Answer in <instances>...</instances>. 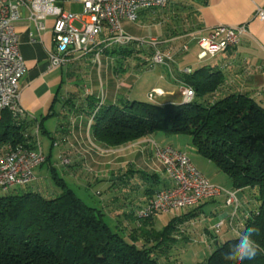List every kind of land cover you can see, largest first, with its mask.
<instances>
[{"label": "trees", "instance_id": "obj_1", "mask_svg": "<svg viewBox=\"0 0 264 264\" xmlns=\"http://www.w3.org/2000/svg\"><path fill=\"white\" fill-rule=\"evenodd\" d=\"M122 53L132 54V49L110 45L101 55L118 57ZM182 78L195 91L189 103L159 105L127 99L104 104L103 98L79 90L65 97L56 95L53 101L62 102L74 113H86L91 136L106 146H119L157 131L189 135L197 153L229 177L238 200V191H253L246 196L250 200L241 203L245 214L236 235L213 242L215 247L191 264H233L225 261L222 253L239 232L252 225L259 228L254 239L262 251L243 264H264V106L246 92L216 94L224 79L210 66L195 67ZM41 125L36 119L2 111L0 149L18 143L32 147L34 128L40 131ZM52 169L61 187L59 194L49 197L27 190L30 183L0 195V264L173 263L172 248L178 242L175 234L182 218L174 217L157 230L153 217L140 219L132 212L124 213L134 226L128 231L114 230L105 221L103 209L85 203ZM142 178L150 181L145 194L152 197L160 189L153 186L159 183L157 175L143 173ZM251 200L253 207L248 204ZM197 208L183 216H194Z\"/></svg>", "mask_w": 264, "mask_h": 264}, {"label": "crops", "instance_id": "obj_2", "mask_svg": "<svg viewBox=\"0 0 264 264\" xmlns=\"http://www.w3.org/2000/svg\"><path fill=\"white\" fill-rule=\"evenodd\" d=\"M138 19L153 30V34L149 38L158 39V47L174 55V63L154 68V66L144 64L149 58L143 57L142 59L145 61H141L140 64L144 65L139 64L132 74L122 76L114 67L111 68V65L112 71L105 69L103 72H99L96 70V62L92 55L75 53L67 65L59 68L60 71L66 69V80L63 78L62 72L57 74V71L48 69L47 53L53 49L51 19L45 21L46 28L39 32L36 30L35 24L27 18V12H24L22 18L16 22L20 53L25 65V72L20 79L19 104L31 113L26 117L36 120L38 117L40 118L42 129L38 136L46 134L48 137H52L51 133L54 134L49 150L44 152L47 163L50 162L52 146L55 141L60 142L61 138L69 139L66 144H61L63 147L60 149L64 154L68 152L71 160L69 166H64V173L76 176L79 173L83 174L84 170H92L96 174V180L99 178L106 180L109 193H107V199L99 203L98 207L110 206L113 211L116 210V213L111 214L123 215L130 212L134 214L136 208L144 205L154 196L155 192L152 197L145 194V189L150 186V181L143 180V173L157 175L159 183L158 185L154 183V187L161 188L169 185L168 179L163 174L162 164L154 154V143L175 146L170 143L173 138L171 135L157 134V131L116 147H108L96 142L91 136L89 116L86 113H74L62 102L53 101L54 96L65 97L77 90L81 93H85L87 90L89 94L102 97L104 104H119L123 92H127V95L133 94V83L137 79L135 73L142 72L143 74L156 70L155 76H151V80L146 82L147 86L144 92L146 99L140 101L152 102L148 99L147 94L151 89L159 88L164 93L152 103L179 104L182 96L178 80H183L180 70L185 66L192 67L193 62H196L198 66H210L223 75V84L216 94L246 92L264 106V0H169L162 8L141 11ZM242 23H246L247 33L241 37L236 47L208 58V60H206L207 58L198 59L200 52L196 43L198 36L209 33L213 27L219 24L233 26ZM134 47L137 52H143L142 48L144 47H150L152 50V47L147 44L141 46L136 43ZM100 58L106 64L110 60H115V57L110 55H101ZM137 63H139L138 59ZM82 64L90 68L85 70L84 77L77 72L78 70L74 72L69 70L71 67L80 68ZM192 68L194 69V67ZM58 106L61 113L64 114L62 122L55 125L52 131L48 130L44 126L43 120L47 116L55 114L54 110ZM68 134L70 135L68 136ZM180 134L183 133L176 135ZM186 142H188L187 146L191 145L194 148L190 136ZM189 158L191 159L190 156ZM50 168L56 169L55 164H51ZM115 179L119 180L118 188L115 186ZM34 181H36V176ZM241 193L243 192L238 191L239 202L244 204L246 197ZM224 201V197L206 200L196 207L169 213V219L180 217L184 220L182 223L192 222L200 214L206 215L201 207L209 203V214L217 216V220L214 223L209 220V225L202 226L203 236L199 239L196 238V243L191 244L198 252L203 253L205 250L211 249L213 242H221L241 228L245 205L241 204L239 213L237 212L231 220L232 208L225 205ZM248 204L253 205L254 203L249 201ZM194 208H197L194 216H183ZM165 214H160L157 221L165 219ZM220 220H224V224L219 229H214L213 226Z\"/></svg>", "mask_w": 264, "mask_h": 264}, {"label": "built area", "instance_id": "obj_3", "mask_svg": "<svg viewBox=\"0 0 264 264\" xmlns=\"http://www.w3.org/2000/svg\"><path fill=\"white\" fill-rule=\"evenodd\" d=\"M79 2L82 13L67 11L60 2ZM169 0H0V116L4 110L17 118L28 116L19 104L20 79L25 65L20 53L19 34L16 22L27 12L39 32L46 28V20L51 19L53 49L47 53L48 69L65 66L73 54L92 55L98 61L102 50L110 45H128L136 42L153 48L151 65L169 66L174 63V55L158 47V39L136 40L124 32L122 20L135 22L144 10L164 7ZM80 26H75L74 22ZM247 33L246 23L226 26L219 24L200 35L196 43L200 49L198 59L212 58L219 53L236 47L241 37ZM193 68L185 66L182 75L191 74ZM182 103H189L195 97L194 89L183 80H178ZM159 88L151 89L147 97L150 101L163 95ZM102 98V97H101ZM32 147L18 143L5 144L0 149V190L25 186L35 180L34 170L45 163L38 138L37 126L33 133ZM56 143H54L55 145ZM154 154L161 162L169 185L161 187L144 205L136 208L134 214L140 219L174 213L184 208L196 207L206 200L225 198V205L232 208L235 216L239 208L236 190L212 183L180 148L154 143ZM60 164H70L69 158L60 156ZM177 210V211H174ZM224 224L220 220L213 228Z\"/></svg>", "mask_w": 264, "mask_h": 264}, {"label": "rangeland", "instance_id": "obj_4", "mask_svg": "<svg viewBox=\"0 0 264 264\" xmlns=\"http://www.w3.org/2000/svg\"><path fill=\"white\" fill-rule=\"evenodd\" d=\"M60 5H62L63 8L67 11H72L78 14L82 13V4L79 2L63 3L61 1ZM74 25L80 26V24L76 21L74 22ZM122 26H123L124 32L136 40L144 39L146 41L148 40L150 35L153 34V30L139 19L135 22H131L128 20L123 21ZM134 44H136V42H132L128 44V48L132 49V54H126L125 56H124V53L119 54L118 57H115V60H112V61L110 60L108 61L109 63L107 62V64L106 62L102 60V58L99 57L100 60L95 61L96 70H98L99 72L101 71L103 72L105 69H107V71L109 70L112 71L113 69H110V65H111V68L114 67L115 70H117L122 76H124L125 74H132L134 69H137L136 66H138L141 61H145L142 59L143 57L149 58L148 61H145L144 64L151 65V56L153 53V48L151 50L150 47H144L142 48L143 52H137V50L134 47ZM137 59L139 60V63H137ZM206 60H208V58ZM105 64L107 65V68H105L106 66ZM144 64L141 63L140 65H144ZM155 66H162V65H155ZM155 66L154 68H158ZM192 67L194 68L198 67L197 63L193 62ZM71 68L69 69L71 72L78 70L77 72L82 74L83 77H84V74L86 73L85 70L90 69L89 66L86 67L84 64L80 65V68H77V67H71ZM51 71H57V74H60V72H62L63 78L66 80V69H63V71H60V69L58 68V69L51 70ZM155 72L156 70L148 71L143 74L142 72L135 73V75L137 76L136 77L137 79H136V82L133 83V87H132L133 94L127 95L126 94L127 92H123L122 98H121L122 102H125L127 99L131 101L134 99L139 100V101L145 100L146 97H145L144 92L147 86L146 82L147 80H151V76H155ZM87 93L89 92L86 90V92L85 93L83 92L82 94H87ZM125 94L126 96H124ZM25 111L28 114L30 113L26 109ZM54 111H55V114L47 116L43 120V124L46 127V129L51 130V131L54 129L55 125H57L59 122H62V119H63L62 116L64 115L63 113H61L59 106ZM37 120L39 121L40 118L38 117ZM34 131H35V128H34ZM51 134H52L51 136L53 137L54 134L53 133ZM157 134L171 135L173 139H171L170 143L174 144L176 147H179L181 150L185 151L191 157L192 161L196 164L199 170L206 177H208V179H210L212 183L222 186L224 188H232V183L229 177L225 174V172L219 169L218 166L213 161L197 153V151L191 145L187 146L186 143L188 142H186V140L189 139L188 135L186 134L176 135V134H172V133L164 132V131H158ZM69 135L70 134H68V136ZM52 137H48L46 134L44 135L40 134L38 136L43 152H47L49 150V145H50V141ZM65 139L61 138L60 142L55 141L56 144L52 146L53 152H51L50 162L47 163V159H46L44 164H42L41 166H39L38 168L34 170L36 181L32 182L28 187L26 186L25 188L27 190H33V191L40 192L42 195L49 196V197H53L59 194L61 192V187H59V185L56 183L57 180L53 177V174L55 173L53 169L50 168V165L54 163L56 167L57 177L62 179L68 185V187L72 189L74 193L78 197H80L85 203H87L88 205H93V206L98 207L99 203H101L104 199H107L106 196L108 195L107 193H109L108 185L106 184L107 181L102 178H99L98 180H96L95 179L96 174L93 173L92 170H84L83 174L79 173L76 176H69L67 172L64 173V166L60 164L61 163L60 156L70 159L68 152L64 154L60 150L63 147L61 146V144L64 145L69 141V139H66V140ZM114 181H115V186L118 188L119 180L115 179ZM116 187H115V192H116ZM252 192L253 191H251V189H247V191L241 194H244L245 197L246 196L249 197V194H252ZM3 194H5V192L0 190V195H3ZM251 207H253L252 204H251ZM99 208L103 209L104 213L106 214L105 221L112 227V229L115 230L116 228L119 227V228H126V231H128V230H131L132 226H134L132 225L133 222L131 223V221H129L123 215L111 214V213H116V210L113 211L112 210L113 208L111 209L110 206H100ZM201 208L203 209L202 211L206 214L205 216L207 218L203 216V214H200L199 217L196 220H194L195 222L192 221L188 223L178 224L179 233L177 232L175 234L178 238V242L172 248L173 249L172 254L174 255L173 257L175 258L174 260L172 258L173 260L172 264H191L194 261H199L204 257L205 255L204 252L203 253L198 252L195 248L192 247L191 244L196 243L195 241L196 238L199 239V237L203 236L202 226L209 225L208 223L209 220H211V222L214 223L217 220V216H210L209 214L210 204L209 203H206ZM174 211H177V210H174ZM158 216L152 218L154 227L157 230L165 226L170 220L169 213L165 214V219L163 220L157 221ZM203 218H204V222H203ZM235 235L236 234H230L228 237L231 238ZM213 247L215 246H212V248ZM162 261L164 262V260Z\"/></svg>", "mask_w": 264, "mask_h": 264}, {"label": "clouds", "instance_id": "obj_5", "mask_svg": "<svg viewBox=\"0 0 264 264\" xmlns=\"http://www.w3.org/2000/svg\"><path fill=\"white\" fill-rule=\"evenodd\" d=\"M259 232L255 225L247 227L243 232H239L235 242L230 245L227 251L222 253L225 261L233 264H243L246 260H253L261 253L260 245L254 239Z\"/></svg>", "mask_w": 264, "mask_h": 264}]
</instances>
